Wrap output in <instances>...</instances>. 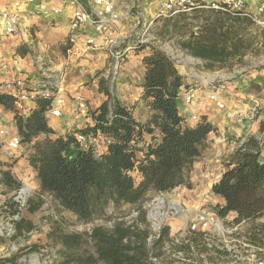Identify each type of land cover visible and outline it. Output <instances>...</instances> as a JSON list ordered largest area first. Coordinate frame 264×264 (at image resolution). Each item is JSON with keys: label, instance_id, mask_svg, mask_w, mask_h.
<instances>
[{"label": "trees", "instance_id": "1", "mask_svg": "<svg viewBox=\"0 0 264 264\" xmlns=\"http://www.w3.org/2000/svg\"><path fill=\"white\" fill-rule=\"evenodd\" d=\"M193 10L190 17L182 12L178 21H169L164 29L165 33H178L181 49L204 60L207 68L225 66L254 50L260 36L253 34L252 28L260 26L252 17L203 5ZM195 27H199L198 33L194 32ZM260 33L263 48L257 52L264 53V28ZM142 62L145 70L141 99L149 109L148 119L138 120L132 107L105 92L107 99L90 110L93 123L77 129L110 137L100 155L92 147L82 148L73 133L55 131L45 115L50 99L40 97L37 107L24 116L12 95L0 93V106L15 113L21 144L30 146L28 160L37 171L41 192L53 196L81 221L100 216L110 200L137 204L149 190L164 193L188 184L192 166L202 156L208 137L215 130L205 115L191 126L180 112V90L187 84L170 54L152 48ZM262 132L264 121L260 126ZM42 134L46 137L41 140ZM133 172L139 176H133ZM1 174L5 185L21 188V181L10 170H2ZM212 190L225 201L217 206L221 216L237 213L232 222L264 216V134L250 133L238 140ZM28 205L31 212L40 208V203L32 206L29 201ZM15 211L20 212L18 208ZM32 227L23 219L16 221L18 233ZM149 235L150 231L138 224L120 221L109 229L96 226L85 234H60L56 241L62 244L64 264H153L152 258L158 257L155 250L163 252L169 228H163L152 246L147 242Z\"/></svg>", "mask_w": 264, "mask_h": 264}, {"label": "rangeland", "instance_id": "2", "mask_svg": "<svg viewBox=\"0 0 264 264\" xmlns=\"http://www.w3.org/2000/svg\"><path fill=\"white\" fill-rule=\"evenodd\" d=\"M145 1L149 14L153 15L159 0ZM195 1L198 5L212 6L213 3H216L218 6H224L223 0ZM263 3L264 0H245L242 9L252 18L261 21L256 22L260 28H264V11L261 10ZM181 13L156 21L155 32L158 40L150 48L132 56L134 58L131 62L132 67H126L129 61L126 62L121 74L116 79L110 73L109 61L105 60L103 56H96L93 53L95 51H89L92 54L86 56L87 75L83 78L81 86L91 91L99 85V89L97 92L95 90L94 94L98 103H103L107 99L105 92H109L113 97L121 98L123 101L134 100L139 95L140 83L144 76L141 75L144 68L140 58L142 53L148 54L152 48H156L170 54L176 60L189 89L187 94L182 92L181 98L184 103L183 107L186 108L183 113L187 117L188 124L194 126L205 115L215 127L208 137L202 156L192 166L188 184H183L164 193L149 190L143 200L137 204L114 203L110 200L100 216L91 221H81L74 212L60 205L53 196L42 193L35 186L36 176L22 159L24 153L22 148L29 150L30 146L21 144L19 149L12 150L5 143H0V264H64L61 253L62 244L58 243L56 238L64 233H89L96 226L109 229L115 223L123 221L128 224H138L141 228L151 231V203L156 198H164L167 208L176 204L177 201L187 206L185 214L165 220V227L169 229L173 227V231L179 224L182 226L188 224L197 212V206L204 204L206 207L217 209L219 202L212 190L211 183L226 168L230 155L237 147L241 137L250 133L264 134L260 133L261 122L264 121V79L261 78V83L255 82L257 78L250 81L244 80L240 70L252 66L253 63L229 62L225 66L216 65L213 69H209L205 62L181 49L178 33L174 30L165 33L164 29L169 21H178L177 16ZM184 13L190 17L194 10ZM259 31L261 32V29L256 28L252 33L259 34V40H261ZM101 54L105 53L101 52ZM256 65L264 68V64ZM248 69L253 70V67ZM129 70H133L134 73L126 75ZM211 75L216 77L207 84L200 78L201 76L208 78ZM255 86L256 88H254ZM212 89H218L219 96L226 104L225 108L220 109L208 100ZM102 90H105L104 94ZM189 94H194L190 103L187 102ZM90 100L88 99V103ZM200 100H203L204 103L200 104ZM143 111L144 109L139 108L137 116L141 115ZM194 115L199 117L197 122L193 119ZM6 124L12 131V125ZM2 162L8 165H3ZM2 170H10L13 176L21 181V188L14 189L5 185L2 179ZM25 185L29 186L30 191L26 194L24 205L19 203L14 205L12 202L16 201L18 193ZM29 201L32 202V206L40 203V208L31 212ZM16 208L20 210L19 213L15 211ZM15 217H18L17 220L23 219L32 223V229L30 231L25 229L22 233H18ZM27 224L25 223L24 226ZM11 225L15 226L13 233L10 232ZM196 240L195 250L188 247H177V250L183 252L182 255L159 252L157 248L155 252L158 253V257L154 264H218L228 261L227 253L224 251L208 249L200 237H197ZM167 241L169 238L165 239V242Z\"/></svg>", "mask_w": 264, "mask_h": 264}, {"label": "built area", "instance_id": "3", "mask_svg": "<svg viewBox=\"0 0 264 264\" xmlns=\"http://www.w3.org/2000/svg\"><path fill=\"white\" fill-rule=\"evenodd\" d=\"M223 4V7L216 5V3H213L212 6H203L252 17L242 11L245 0H223ZM197 7H202V5L196 4L195 0H159V4L152 15L149 14L145 0H62L61 6L52 5L50 7L48 22L55 23L60 16H63V10L68 9L67 44L69 51L76 46H82L86 51L103 50L106 59L109 61L110 73L116 79L121 74L123 66L132 56L150 48L158 40L155 32L157 20L170 18L175 14ZM261 10L264 11V3ZM253 19L256 22H261L257 18ZM0 24L5 35L16 37L20 34V17L13 10H0ZM14 62L19 64L18 59ZM36 65L42 74L41 83L29 87L28 78L17 75L0 80V93H8L15 98V106L20 114L26 109L25 103L27 101H37L40 97L50 99L49 108L45 112L47 119L64 120L66 110L70 108L72 125L67 128V124H65L66 128L62 134L73 133L82 148L92 147L96 155H100L110 143V137L101 132L84 133L77 130L93 123L87 98L82 94L71 97L69 82L65 75L52 71L51 64L48 65L43 57L36 58ZM193 97L194 94H189L187 102L190 103ZM71 98L73 103L69 106ZM208 100L220 109L225 108L226 104L219 96L218 89L210 91ZM199 103L202 104L204 101L200 100ZM193 119L197 122L199 117L194 115ZM0 143H5L12 150L19 149L21 136L20 134H12L8 125L0 121ZM25 199L26 194L20 190L16 197L17 203L23 206ZM160 199L156 198L151 203L150 213L154 212ZM162 199L163 205L159 208V218L151 220L152 229L147 238L149 246H152L160 238L167 218H176L186 212L187 206L185 204H172L167 208L164 198ZM197 207V212L187 225L179 224L175 231L171 226L169 241L163 245L164 252L182 255L183 252L177 250V247H188L195 250L196 238L200 237L208 249L221 250L227 253L226 259L228 261L218 264H264V251L254 244L250 233L243 228V222L234 223L227 217L221 216L217 209L206 207L204 204ZM17 218L15 217L16 220ZM161 219L162 221H160ZM14 227L13 225L10 226L11 233L15 231ZM172 248L174 249L172 250ZM156 259L152 258L153 264Z\"/></svg>", "mask_w": 264, "mask_h": 264}, {"label": "crops", "instance_id": "4", "mask_svg": "<svg viewBox=\"0 0 264 264\" xmlns=\"http://www.w3.org/2000/svg\"><path fill=\"white\" fill-rule=\"evenodd\" d=\"M26 1L27 0H0V10H13L14 12L18 13L20 17V34L16 37L5 35L2 25L0 24V80L21 75L28 78L29 87H32L37 83H41L43 78L41 71L37 68L36 58L43 57L48 65L51 64L52 71L65 75L69 82L68 87L71 97H74L77 94H82L87 98V100L91 99L89 102L90 108L92 110L96 109L102 104V102L98 103L96 101L94 95L95 90L97 92V90L99 89V85L97 88L94 87L91 91L86 89V87L81 86L83 78L87 75V65L85 64V61L87 59L86 56L92 53L86 51L82 46H76L71 51H69V45L67 44V17L69 14V10H63V16H60L55 23L51 24L48 22V15L50 14L49 9L52 5L61 6L62 0H32V2H27L22 10H18L15 8L16 5H22ZM198 24L199 26H201V21L198 22ZM256 28L257 27H254L252 28V30L254 31ZM194 32L198 33L199 27H195ZM262 45L263 39L261 38V40L255 41L254 50L247 53L242 59H232L229 61L253 63L252 66H248L240 70V72L243 73L242 76H244L245 81H250L252 79L255 80L257 78L255 82L261 83V80L264 79V68H260L261 66L256 65L260 63L264 64V53L257 54V50H261L263 48ZM94 51L95 52L93 53H95L96 56H103L106 60V54H101V52H104L103 50ZM146 54L147 53H142V55L140 56L141 61L143 59V55ZM16 59L19 60L18 65L14 62ZM133 59L134 58L132 57L131 60H129V62L126 64V67H132L133 64L131 65V62L133 61ZM200 60L205 62L202 59ZM249 67H253V70H249ZM133 73V70H129L128 72H126V75H130ZM141 75H144V68ZM254 88H256V86ZM188 90L189 89L187 88V86L183 87L180 90L178 106L182 114H184L183 112H185L186 110V108L183 107L184 103L181 100L182 92H185L187 94ZM142 91L143 88L140 86L139 95L134 100L132 99L123 101L121 98L117 99H119L123 104L132 107L134 116L138 120L144 122L149 117V109L141 99ZM102 92L104 94L105 90H102ZM69 102L70 106L71 103H73V99L71 98V101ZM36 107L37 101H27L25 103L26 109L22 111V114L27 116ZM139 108L144 109V111L141 115L137 116V110ZM67 110L64 120L58 118H48L49 124L55 129L56 132H64L66 128L65 124H67V128L71 127L72 112L70 111V108H68ZM0 121L4 122L5 124L8 123L12 125V134H19L15 120V113L13 111L6 109L4 106H0ZM45 137L46 135L44 134L40 136L41 139ZM22 151H24L22 159L25 161L29 169H31L32 173L36 176L34 184L41 190V182L37 177V171L30 165L28 160L27 151L29 152V150H25L24 148H22ZM224 171L225 169L219 173L217 179L213 180V182L211 183L212 187L219 180ZM132 174L133 176H139L137 172H133ZM215 197L217 198L220 206L225 203L224 199L221 196L215 194ZM236 215L237 213L232 211L226 217L229 220H233ZM242 222L243 228L248 233H250L251 239L253 240L254 244L264 251V216L254 220Z\"/></svg>", "mask_w": 264, "mask_h": 264}, {"label": "bare ground", "instance_id": "5", "mask_svg": "<svg viewBox=\"0 0 264 264\" xmlns=\"http://www.w3.org/2000/svg\"><path fill=\"white\" fill-rule=\"evenodd\" d=\"M27 2H32V0H27V1H26L25 3H23L22 5H16L15 8L18 9V10H22V8H24V5L27 4ZM215 77H216L215 75H211V76H209L208 78H206V77H204V76H203V77L201 76L200 78L202 79V81H203L205 84H207V83H209L210 81H212ZM22 191H23V193L28 194L29 191H30L29 186H28V185H25V186L23 187ZM174 202H175V201H174ZM178 204H179V202L177 201V202H176V205H178ZM162 205H163V199L161 198V199L159 200V203H158L157 206L155 207L154 212H153V213H150V218H151L152 220L159 218V216H160L159 208H160ZM160 221H162V219H161ZM36 261H37V260H36Z\"/></svg>", "mask_w": 264, "mask_h": 264}]
</instances>
